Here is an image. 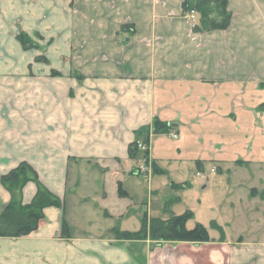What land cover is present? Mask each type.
<instances>
[{"label":"crops","instance_id":"obj_1","mask_svg":"<svg viewBox=\"0 0 264 264\" xmlns=\"http://www.w3.org/2000/svg\"><path fill=\"white\" fill-rule=\"evenodd\" d=\"M201 1L226 3V30L186 19ZM22 33L41 49L25 51ZM154 119L178 130L149 146L167 187L226 173L229 206L250 237L264 232V0H0V178L27 163L62 202L32 234L0 238V264H264V241L162 243L139 259L140 243L118 240L177 199L155 217L156 175H134L145 163L129 147ZM36 193L29 183L21 203ZM10 202L0 183V214Z\"/></svg>","mask_w":264,"mask_h":264},{"label":"trees","instance_id":"obj_2","mask_svg":"<svg viewBox=\"0 0 264 264\" xmlns=\"http://www.w3.org/2000/svg\"><path fill=\"white\" fill-rule=\"evenodd\" d=\"M184 10L187 13L191 11L198 13L200 26H196V29L200 31L226 30L230 25L231 15L227 11L225 2H186ZM17 39L25 51L40 50V46L26 34H20ZM40 60L46 62L43 58L38 59V61ZM56 75L57 73L54 72V76ZM177 133L178 130L171 124L154 119L150 127L142 128L135 133L136 139L129 147L130 159L133 161L143 160L148 166L149 151L142 152L139 145L148 148L153 137L171 136ZM152 168L153 174H164L157 167L152 166ZM134 175L141 178L147 176V174H140L137 170H135ZM0 183L11 194V202L0 214V238L19 239L26 237L38 230L40 222L44 219L46 209L62 207L61 200L41 184L38 175L27 163H22L9 174L1 177ZM29 183H34L37 186V193L29 205H23L20 201V195L23 188ZM172 188L181 190L183 186L173 184ZM119 193L120 196H124L121 187ZM178 202L179 200L176 199L174 202L165 204L164 211L169 215L167 220L161 218L148 219L145 216L138 232L117 233L118 240L130 242L149 240L157 243L176 242L195 245L210 243L212 239L209 231L203 225L196 224L192 230L187 229L188 222L195 219L193 212L187 211L181 216L173 215L170 212L171 206ZM211 227L220 233L219 242L225 243L226 237L223 228L215 222L211 224ZM67 230L68 228L65 226L64 231Z\"/></svg>","mask_w":264,"mask_h":264},{"label":"rangeland","instance_id":"obj_3","mask_svg":"<svg viewBox=\"0 0 264 264\" xmlns=\"http://www.w3.org/2000/svg\"><path fill=\"white\" fill-rule=\"evenodd\" d=\"M32 40L35 43L38 42L37 38L32 39ZM31 50H35V49H31ZM31 50H27V51H31ZM152 169L153 168L150 169V172L148 173L147 176H149L150 173H153ZM172 172L174 171H171V174H173L172 180L175 182H179L176 175ZM237 176H239L238 173L236 174V176H233V177L237 178ZM227 178L228 176L226 173H222V174L217 173L215 175L210 174V170L208 168L203 178L196 177V172L191 173L188 176L189 188H187L186 191L184 190V191L174 192V191H171V189L167 187L166 185L168 183V178L160 177L156 175V177H154L150 182L152 184L151 186H153L155 190L159 191V194H158V198H153V200L151 199L149 206L152 209V213L154 214V216L160 217V216H157L158 213L160 212L159 209L161 206L164 205L166 201L172 198H177L181 200L180 203L172 206L170 211L172 212V214L176 216H181L185 214L187 211L193 212L195 215V219L188 222L187 229L192 230L196 224H201L204 227H206L212 239V241L208 243L210 245L225 244L227 241L229 245L233 243L236 246L240 243L239 241H241V243H244L243 241H248V242L264 241V235H263L264 232H260V235L258 237L253 238V237H250L251 231L249 230L246 231V225L239 218L243 207L239 209L238 207L232 208L231 206H229V201L227 199L228 192L224 188L227 183ZM246 179H247V176H246ZM205 185L207 186V188L204 190L203 187ZM260 209H261L260 213H264V204L261 205ZM168 218H169V215L167 217L163 216L162 219L167 220ZM213 222H215L217 225L222 227L224 232L226 233L225 243L219 242L220 233L212 229L211 224ZM258 223L264 226L263 222L260 221ZM254 227H255V224L253 225L252 228ZM140 228H141V225L139 222L138 225L133 223L130 229L132 233H136L140 230ZM254 230L256 231V229ZM263 230H260V231H263ZM241 235H246V236L248 235L247 239L242 238L241 240H239L238 238ZM138 243H140L138 245L139 247L137 245H133V247L135 246V248L140 249L141 255L140 257L139 255L137 256L139 259L141 258V256L144 258H148V259L157 258L158 255L155 254V252L156 253L160 252L159 248L157 247H160L162 243L152 242L149 240L144 241V243L143 242H138ZM141 243L143 244L141 245ZM169 243H176V242H166L165 244H169ZM177 244H180L179 246H182L181 245L182 243H177ZM165 246L166 247L169 246L167 249V252H165L166 254L170 252L169 250L171 249L173 251L178 250V249L183 250V252H186V254H189V251H188L189 249L187 248L178 247L176 249V245H165ZM148 247L150 251H148ZM152 250H155V252L152 253L153 252ZM161 252H163V250ZM165 253H163L162 255L164 256ZM252 264H256V263L254 262Z\"/></svg>","mask_w":264,"mask_h":264},{"label":"built area","instance_id":"obj_4","mask_svg":"<svg viewBox=\"0 0 264 264\" xmlns=\"http://www.w3.org/2000/svg\"><path fill=\"white\" fill-rule=\"evenodd\" d=\"M186 19L191 23V24H193V26H195L196 25V23H197V15H196V12L195 11H191L187 16H186ZM172 137H174V138H176L177 137V135H175V134H173L172 135ZM140 146V150L142 151V152H146L147 150L149 151V147L147 148V147H145V146H143V145H139ZM150 169H151V163H149V165L148 166H142V167H139L138 169H137V171L140 173V174H147L149 171H150ZM216 173V170L215 169H212L211 170V174H215Z\"/></svg>","mask_w":264,"mask_h":264}]
</instances>
